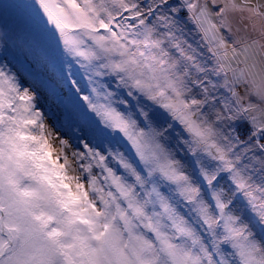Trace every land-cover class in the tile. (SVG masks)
Returning a JSON list of instances; mask_svg holds the SVG:
<instances>
[{"label": "snow or ice", "instance_id": "obj_1", "mask_svg": "<svg viewBox=\"0 0 264 264\" xmlns=\"http://www.w3.org/2000/svg\"><path fill=\"white\" fill-rule=\"evenodd\" d=\"M0 22L23 37L20 75L0 66V264H264V3L0 0Z\"/></svg>", "mask_w": 264, "mask_h": 264}, {"label": "rangeland", "instance_id": "obj_2", "mask_svg": "<svg viewBox=\"0 0 264 264\" xmlns=\"http://www.w3.org/2000/svg\"><path fill=\"white\" fill-rule=\"evenodd\" d=\"M251 2L257 3L254 2L253 0H251ZM215 10H218V8ZM230 14H232L231 16L240 15L239 13H230ZM182 16H186V13H182ZM185 23H186V27L184 29V36L181 37V39H186L188 43L193 45V47H197V45H199L197 51L198 53L203 54L199 58L201 60L207 59L209 54L207 52V48L204 46L203 42L200 39V34L196 32L191 22L185 21ZM4 31L5 28L3 26V23L0 22V33H3ZM22 40L23 37L15 33H10V36L6 42L4 39H0V66H4L5 71L16 73L18 76L20 75V73L17 72V67H18L17 61L13 58L12 55H8L7 57H5L4 50L5 48H7L10 52H18L19 49L16 46L19 45ZM72 71L75 73L74 78L80 81L81 86L84 87L85 92L87 93L90 86L88 85L87 78L83 75L82 70L79 69L78 66L74 64ZM100 82L105 84H112L113 87H115L111 77H103L101 78ZM23 86L28 87L29 85L25 82L23 83ZM39 106H41L42 110L45 112L46 122L57 133H59L62 136V138L69 139L71 144L77 145V140L75 139L69 128L64 124L62 106L57 107L55 104H52L50 108L45 107L43 100L39 101ZM54 147H56V145H54Z\"/></svg>", "mask_w": 264, "mask_h": 264}, {"label": "crops", "instance_id": "obj_3", "mask_svg": "<svg viewBox=\"0 0 264 264\" xmlns=\"http://www.w3.org/2000/svg\"><path fill=\"white\" fill-rule=\"evenodd\" d=\"M254 2H257V3H264V0H253ZM255 4V3H253ZM232 14H229V19L231 20V23H232V26H233V30L235 31L237 28H240L241 29V32L239 33V35H244L246 34L245 33V30L243 28V25L244 24H247L249 23L246 19L241 21L240 20V15H237V16H231ZM246 16V14H244ZM247 33L248 34H252V35H255V33H252L251 32V29L249 28L247 30Z\"/></svg>", "mask_w": 264, "mask_h": 264}]
</instances>
